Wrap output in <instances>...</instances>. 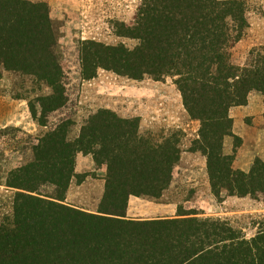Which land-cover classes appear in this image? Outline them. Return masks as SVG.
Wrapping results in <instances>:
<instances>
[{"label": "trees", "instance_id": "16d2710c", "mask_svg": "<svg viewBox=\"0 0 264 264\" xmlns=\"http://www.w3.org/2000/svg\"><path fill=\"white\" fill-rule=\"evenodd\" d=\"M245 12L240 0H142L132 25L112 23L114 33L136 40L135 46L84 40L79 48L84 80L99 69L134 80L174 78L186 112L199 122L190 151L205 157L217 197L222 191L264 197V161L256 159L248 171L232 165L241 138L232 132L229 109L245 104L252 90L264 99V51L252 52L244 68L230 62L231 44L248 27ZM55 42L47 2L0 0V67L46 87L29 103L41 126L67 102ZM72 123L61 121L42 134L33 159L8 172L6 186L15 191L10 214L0 221V264H264V223L246 238L221 219L126 217L130 196L157 199L169 187L181 153L174 136L143 135L138 118L104 108L74 139ZM228 136L232 155L223 150ZM78 153L106 168L98 212L63 203L79 175ZM45 184L55 187L53 197L39 193Z\"/></svg>", "mask_w": 264, "mask_h": 264}, {"label": "rangeland", "instance_id": "374dc122", "mask_svg": "<svg viewBox=\"0 0 264 264\" xmlns=\"http://www.w3.org/2000/svg\"><path fill=\"white\" fill-rule=\"evenodd\" d=\"M39 1V0H30ZM48 3L55 33L54 54L62 67L66 104L45 115L46 126L39 125L29 110L38 96L48 92L30 76L5 71L0 67V221L11 212L14 189L6 186L9 171L33 159V145L38 138L61 121L73 123L69 138L74 139L84 121L104 108L124 118H138L139 131L155 138L174 136L180 147V160L173 168L172 181L161 197H144L142 204L128 215L138 220L196 216L227 221L242 231L246 238L254 236L264 223V197L230 196L224 191L217 197L211 191L206 159L199 151H190L198 137L199 122L190 118L173 77L154 80L145 76L134 80L99 69L95 77L84 80L80 72L79 48L84 40L106 44L124 43L133 47L136 40L118 37L114 21L132 25L142 0H42ZM245 4L248 27L241 38L231 44L230 62L244 68L251 53L264 51V0H240ZM40 115L41 110L35 106ZM232 132L241 138L233 167L248 171L256 159L264 161V99L252 90L246 103L229 109ZM223 150L232 155L233 139L225 137ZM75 171L63 203L98 212L104 190L106 168L98 165L93 155H76ZM82 179L78 183V179ZM53 185L45 184L39 193L53 197Z\"/></svg>", "mask_w": 264, "mask_h": 264}, {"label": "crops", "instance_id": "0c3cea01", "mask_svg": "<svg viewBox=\"0 0 264 264\" xmlns=\"http://www.w3.org/2000/svg\"><path fill=\"white\" fill-rule=\"evenodd\" d=\"M142 200H145L143 197H136V196H130L129 197V201H128V213H131L133 212V210H137V209H134V207L137 206L138 208V211H139V205H141L143 202ZM127 218H130V219H141V217L139 216H136V215H128Z\"/></svg>", "mask_w": 264, "mask_h": 264}]
</instances>
